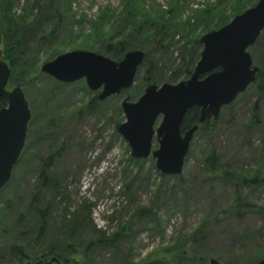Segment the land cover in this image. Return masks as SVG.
<instances>
[{"label": "rangeland", "instance_id": "rangeland-1", "mask_svg": "<svg viewBox=\"0 0 264 264\" xmlns=\"http://www.w3.org/2000/svg\"><path fill=\"white\" fill-rule=\"evenodd\" d=\"M168 1L148 3L164 9ZM254 1L223 0V8L219 5L213 13L224 10L229 23ZM49 2L63 17L51 41L43 33L48 35L57 19L40 17ZM186 2L181 20L206 3L216 4ZM108 7L119 16L113 29L119 33L126 26L119 0H20L14 8L16 14L24 9L37 23L26 42L36 53L24 55L37 73L21 72L14 80L10 73L6 87L21 88L31 117L17 165L0 190V264H36L34 259L52 244L71 264H208L210 258L221 264H257L264 258V182L239 185L224 172L257 174L264 180V90L249 85L221 109L217 120L209 118L206 130L194 134L179 177L161 175L151 157L133 159L118 134L117 126L124 122L121 103L127 98L136 102L148 85L187 80L199 60V39L216 29L200 27L191 37L198 46L176 45L183 35L179 31L172 46L134 49L145 58L133 85L103 101L97 99L100 91L88 90L84 80L62 84L40 72L42 64L71 51L111 59L105 48L112 46L117 55L120 39L107 41L112 31L105 26ZM99 24L102 30L96 35ZM247 51L258 72H264V30ZM0 52L9 66L1 36ZM151 149H157L155 137ZM211 155L214 175L208 173ZM142 208L147 215H140ZM38 210L45 211V228L35 240L29 228L37 230ZM122 229L123 236L112 245L97 244ZM20 246L29 260L19 261L12 251ZM52 258L39 264H55Z\"/></svg>", "mask_w": 264, "mask_h": 264}, {"label": "water", "instance_id": "water-1", "mask_svg": "<svg viewBox=\"0 0 264 264\" xmlns=\"http://www.w3.org/2000/svg\"><path fill=\"white\" fill-rule=\"evenodd\" d=\"M263 30L264 0H257L223 27L201 36L199 60L187 80L175 85H148L136 102L124 100L120 106L124 122L117 126V132L131 157H151L161 175L181 174L190 142L198 131V125L181 131L185 116L196 108L199 125L209 118L215 121L223 107L255 82L258 68L247 50ZM144 58L145 53L139 50L127 52L120 61L92 52L71 51L42 64L40 72L62 84L84 80L88 90L100 91L97 99L103 101L131 88ZM10 73V67L0 59V100L5 102L0 108V190L17 165L31 117L21 88L6 90ZM159 117L161 121L154 129ZM154 137L157 149L152 150ZM207 263L221 264L212 258ZM257 264H264V258Z\"/></svg>", "mask_w": 264, "mask_h": 264}, {"label": "trees", "instance_id": "trees-1", "mask_svg": "<svg viewBox=\"0 0 264 264\" xmlns=\"http://www.w3.org/2000/svg\"><path fill=\"white\" fill-rule=\"evenodd\" d=\"M19 2L20 0H0V36L3 42L5 59L9 62L12 80H14L21 72L24 76H30L31 73H37L34 66L27 65L28 63L24 57L26 53H36V50L28 49L26 42L32 31L34 33L37 30V23L33 18L31 19L32 16L24 9L21 10L20 14H16L14 8ZM256 2L257 0L252 2V5ZM219 5L223 8V0H216L215 5L206 3L202 9L191 10L190 15L184 20H181L180 18L182 13L188 9V3L186 0H169L167 7L164 8L165 10L160 6H157L154 2L148 3V0H119V7L120 10L124 12H122L123 19L126 23L125 28H123L119 33L118 31H115V34L113 32L114 23L116 24L119 16L115 15L116 12L112 9L111 10L113 12L109 13V11H111L109 10L110 7L105 8V12L107 13L105 26L112 30L109 32L110 35L107 38V41L111 42L112 39H120L115 42L119 48V53L114 55L113 51L115 48L112 46H107L105 48V53L113 60H120L130 50H147L151 49L154 45L158 48L172 46L174 45L172 41L179 31H182L183 35L178 40L179 42H177L176 45L183 43V48H187L192 42L194 45L198 46L197 40L194 38L191 41V37H193L195 32L200 27L205 32H208L212 29H219L227 24L228 20L222 15L224 10L221 9L217 13H213L217 10L215 7ZM41 13L40 17L47 18L48 16L53 15L57 19L56 24L54 23L53 29L49 32V34L45 35L46 33H43L45 40L48 39L51 41L58 31L63 17L57 7L54 8V6H52L51 2H49L46 7H42ZM240 13L241 10L237 11L233 14V16ZM216 17L217 21L214 22ZM105 26L103 27L105 28ZM91 27H93V25ZM101 30L102 28L100 24L99 26L94 27V33L96 35H98ZM187 74L190 75V72H187ZM252 85H255L259 90H264L263 70L259 69V72L256 74L255 82H253ZM4 105L5 102L0 100V108ZM198 113L199 110L196 108L187 113L183 120L181 131H186L194 125H198V129L201 131L206 130L207 126H209L208 120L204 124L199 125L197 122ZM208 161V173H211V175L216 174L214 170L213 155L208 158ZM224 175L225 177L230 176L237 184L244 186L247 184H255L258 179L259 182H264V180H261L260 178L261 175L259 176L257 174L246 177L247 175L243 176L237 173L233 175V173L227 174L224 172ZM34 201H36V198H34ZM148 212L147 208H142L140 210V215H147ZM36 213L35 219L39 222L38 228L37 230L29 228V234L34 233L35 240H39L45 228V211L38 210ZM123 232L124 231L122 229L117 234L112 235L109 239H101V237L97 240V244L112 245L113 242L123 236ZM52 245L47 249V253H44L39 258L34 259L35 262H37L36 264L42 262L41 259L47 256L54 257L56 259L55 264H71V261L66 258L65 254L62 253L63 251L56 250L55 246ZM90 247L91 245L88 246V248ZM12 251L16 254L19 261L26 259L29 260V257L23 251L22 246L14 248ZM38 259H40V261Z\"/></svg>", "mask_w": 264, "mask_h": 264}]
</instances>
